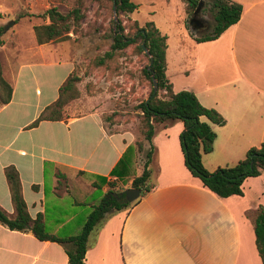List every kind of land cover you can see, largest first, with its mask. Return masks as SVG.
Instances as JSON below:
<instances>
[{"label":"crops","instance_id":"0c3cea01","mask_svg":"<svg viewBox=\"0 0 264 264\" xmlns=\"http://www.w3.org/2000/svg\"><path fill=\"white\" fill-rule=\"evenodd\" d=\"M131 1L137 5L131 18L139 25L153 22L166 36L165 74L173 91H192L225 119L212 126L216 136L212 150L202 154L204 167L213 171L233 165L264 142V0H232L242 5L239 20L217 38L200 42L191 35L200 32L190 25L195 15L187 18L182 0ZM58 62L66 66L63 74L52 88L44 83L43 91L19 81L22 67L9 76L3 73L11 92L7 102H0V209L9 217L15 208L7 166L18 173L29 215L42 213L47 224L45 200L59 199L62 180L77 189L88 183L96 190V182L102 196L107 185L98 176L113 181L110 171L138 138L133 130L139 129L138 118L132 126L118 118L106 121L94 94L84 98L79 93L64 105L59 120L29 126L57 99L75 69L72 60ZM182 129L178 119L155 128L150 164L155 162L156 170L151 169L150 188L91 233L85 264H262L253 220L258 207L264 208L263 175L246 177L241 195L218 196L186 168L179 143ZM139 153L132 151L120 168L126 174L117 184L126 181L124 189L139 175L133 174ZM95 200L86 205L88 212ZM54 221L51 232L58 233L68 219ZM0 264H67V255L59 243L0 224Z\"/></svg>","mask_w":264,"mask_h":264},{"label":"trees","instance_id":"16d2710c","mask_svg":"<svg viewBox=\"0 0 264 264\" xmlns=\"http://www.w3.org/2000/svg\"><path fill=\"white\" fill-rule=\"evenodd\" d=\"M97 2L102 7L116 6V13L130 14L137 5L131 0H91ZM185 3L187 18H189L200 3L202 11H209L213 17L210 31L207 33L191 35L196 41H207L217 38L225 29L235 24L242 13V5L232 0H182ZM83 0H77L69 11L63 13L56 6H51L38 16L47 19L48 23L33 25V31L38 44L49 41L67 38L69 33L79 24L84 17ZM135 27L134 33L127 35L124 33V26L115 24L116 31L113 35L109 49L103 55L94 59L97 66L106 64L107 60H112L115 56L131 44H135L137 52L142 53L141 42L144 40L148 48L152 62L150 68L147 65L142 67L144 77L150 84V89L146 99L137 105L139 113L140 136L135 141V147H128L117 165L110 171L114 177L113 181L107 180L105 176H98L101 184L108 187H115L118 180L126 174L120 168L134 150L141 152L145 150V162L140 175L132 178L130 187L141 188L142 193L150 188L148 180L150 177L149 164L154 151L152 137L155 128L160 124H166L175 119L183 123V129L179 134V143L183 153L184 164L190 173L199 178L204 186L221 197L230 195H241L243 180L248 176L263 175L264 181V142L258 146L250 147L245 156L233 165L219 166L213 171L207 170L202 163V154L212 150L216 133L213 125H223L224 117L214 108L202 105L196 95L190 90L173 91L172 85L165 74L166 61V36L161 34L153 22H146L139 25L136 20H132ZM114 23V22H113ZM2 28H0V36ZM2 44V39H0ZM109 68V67H108ZM157 81V91L153 93V80ZM82 77L77 74H70L63 85L59 88L57 99L49 106L45 107L39 116L29 125L35 126L41 120H59L62 117V108L71 99L79 96L77 84ZM5 89V94H0V102L5 103L10 97L11 88L6 80L0 75V90ZM113 115H106L105 120H111ZM5 177L10 187L11 199L15 208L13 217H9L0 209V224L5 225L10 230L31 233L39 240H49L62 245L66 255L67 264H85L84 258L89 246L91 233L102 226V224L112 214L130 208L136 201L128 202L125 198V191L117 192L105 191L99 202L92 206L87 213L76 234L60 232L53 233L47 229L42 213H37L32 218L26 208L25 200L21 195V186L16 169L13 166L5 168ZM98 192L101 186L92 182ZM84 204V203H83ZM255 244L258 254L264 264V208L259 206L253 220Z\"/></svg>","mask_w":264,"mask_h":264},{"label":"rangeland","instance_id":"374dc122","mask_svg":"<svg viewBox=\"0 0 264 264\" xmlns=\"http://www.w3.org/2000/svg\"><path fill=\"white\" fill-rule=\"evenodd\" d=\"M76 2L77 0H0V75L3 77L5 73L9 76L15 68L17 70L22 67L19 81L32 84L33 88L39 86L43 91L44 83L52 88L63 74L66 66L58 61L67 58L74 62L75 69L72 74L82 77V81L78 83L79 93L84 98L87 94H94V104L101 108L104 115L114 114L112 118L128 121V125L132 126V120L139 113L137 105L147 98L150 89V84L142 72V67L148 65L147 54L137 52L134 43L120 51L114 59L107 60L106 64L97 66L94 63L96 57L109 49L116 31L115 24L119 21L124 26V33L132 36L135 27L130 14L116 13L114 17L113 7H102L97 2L83 0L84 17L67 38L43 44L36 41L33 25L48 23L39 14L51 6H56L65 13ZM199 16L204 18L209 27L198 33H207L211 29L213 17L209 11H202L201 8ZM10 21L13 23L9 25ZM0 94L4 96L5 89L0 90ZM72 101L73 99L66 104ZM68 111L75 114L72 106L68 107ZM133 130L137 131L139 137V129L134 127ZM145 158V150L136 155V169H133V174H141ZM155 166V162L149 164L150 172L151 169L155 172ZM63 181L58 185L61 194L59 199L50 196L45 200L49 215L46 225L51 231L54 220L68 219L67 225L59 232L63 235L76 234L80 230L77 225L82 224L84 214L90 208L86 205L95 198L94 202L98 203L102 192L94 190L88 183L77 189L72 181ZM125 184L126 181L119 182L112 188L107 186L106 191L111 189L116 194L123 191ZM71 214L70 219L66 217ZM52 217L55 219L52 220ZM75 227L78 229L74 232Z\"/></svg>","mask_w":264,"mask_h":264},{"label":"water","instance_id":"95a60500","mask_svg":"<svg viewBox=\"0 0 264 264\" xmlns=\"http://www.w3.org/2000/svg\"><path fill=\"white\" fill-rule=\"evenodd\" d=\"M200 6H201L200 3H198L196 9L193 12L194 15H196L198 13V11L200 10ZM113 14H114V17H116V6H113ZM12 23H13V21H10L9 25L12 24ZM201 24L202 23L199 20H197L196 18H192L190 20V25L193 26V27H200ZM7 27H8V25L6 26V28ZM141 48H142L143 52L145 54H147L151 58V56L149 54V51H148V48L144 44V40L141 42ZM151 62H152V59H150V62L147 65V69L150 68ZM156 91H157V81L154 79L153 80V93H155ZM141 190H142L141 188H134V187L125 188L124 191H125L126 200L128 202L134 201L140 195Z\"/></svg>","mask_w":264,"mask_h":264},{"label":"flooded vegetation","instance_id":"af4514ba","mask_svg":"<svg viewBox=\"0 0 264 264\" xmlns=\"http://www.w3.org/2000/svg\"><path fill=\"white\" fill-rule=\"evenodd\" d=\"M195 18L202 23L200 27H194L196 30L203 31V30H205V29H207L209 27V24L204 20V18H201L199 16V11L195 15Z\"/></svg>","mask_w":264,"mask_h":264}]
</instances>
